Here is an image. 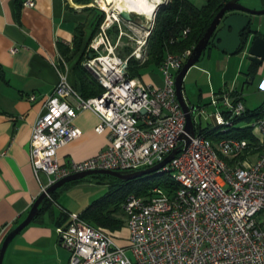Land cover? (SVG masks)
I'll return each mask as SVG.
<instances>
[{
	"label": "built area",
	"instance_id": "1",
	"mask_svg": "<svg viewBox=\"0 0 264 264\" xmlns=\"http://www.w3.org/2000/svg\"><path fill=\"white\" fill-rule=\"evenodd\" d=\"M33 1L23 3L32 6ZM115 21L120 34L113 41L108 29ZM119 24L118 15L105 14L87 46L94 55L84 65L103 86L97 96L82 97L61 61H54L59 77L30 133L34 175L37 179L40 171L48 175L43 191L77 171L148 168L178 147L174 158L158 170L171 171L179 185L172 193L154 185L144 194L128 195L122 203L130 235L126 247L116 243L110 231L69 211L66 224L56 227L59 241L71 251L67 264H264V106L251 124L257 142L235 136L212 141L196 131L201 116L226 126L247 108L232 88L215 91L211 111L202 104H187L196 131L191 136L185 131L186 113L175 90V75L191 48L167 51L159 66L163 84L146 85L139 77L128 76V61L130 56L145 61L147 45L140 44L145 47L141 52L119 55L116 49L124 34ZM11 50L16 52L17 47ZM81 109L95 111L100 122L95 130L107 131V143L86 159L61 163L58 149L81 134L73 123Z\"/></svg>",
	"mask_w": 264,
	"mask_h": 264
},
{
	"label": "crops",
	"instance_id": "2",
	"mask_svg": "<svg viewBox=\"0 0 264 264\" xmlns=\"http://www.w3.org/2000/svg\"><path fill=\"white\" fill-rule=\"evenodd\" d=\"M192 1L199 3L198 0ZM206 1L201 0L202 3ZM17 2L19 0H0V247L7 232L28 215L31 204L48 182L49 177L44 172H39L38 179L34 175L29 159V141L36 116L43 111L44 102L59 77L54 61L60 60V67L68 73L69 82L81 88L73 70L79 52L72 56L68 53L65 57L59 52L57 43L72 48L75 27L79 24L83 25V46L92 37V14L82 9L83 4L73 0H34V4L28 6L22 0L17 16ZM239 2L256 10L264 7V0ZM251 15L250 25L256 29V36L264 37V12ZM13 47H17L16 52L11 50ZM251 57L249 50L244 48L231 54L211 45L203 58L192 66L204 70L209 81L212 70L217 69L215 73L224 80L217 89L214 82L210 83L204 92L232 88L246 104V93L243 87L237 86L240 77L262 94L263 104L264 58L257 64ZM161 72L158 67L150 65L139 78L146 85L160 87L163 84ZM30 94L34 96L33 100L29 98ZM73 123L81 129V134L58 149L56 155L61 163L86 159L101 151L107 143V131L97 133L95 130L100 123L95 111L81 109ZM55 204L57 210L53 207ZM70 207L62 206L59 200L52 202L40 223L31 221L16 234L7 246L2 264H67L71 251L59 241L56 227L61 225L57 221L63 209L75 213L82 210H73V205Z\"/></svg>",
	"mask_w": 264,
	"mask_h": 264
},
{
	"label": "trees",
	"instance_id": "3",
	"mask_svg": "<svg viewBox=\"0 0 264 264\" xmlns=\"http://www.w3.org/2000/svg\"><path fill=\"white\" fill-rule=\"evenodd\" d=\"M79 5L83 4L82 9L91 13V27H92V37L96 35L99 29V25L105 19V10L100 9L98 6L89 5L92 0H73ZM228 0H207L202 4H195L192 0H166L158 7L155 14V23H153L149 34L146 37L145 43V57L146 60L142 61L140 58L133 56L129 57L128 61V76L140 77L143 72V68L148 66H156L159 68L160 63L164 60V56L167 51L170 53H182L186 48H193L197 44L199 38L205 33L214 15L225 5ZM22 4V0H19L16 4V9L18 15H20L19 8ZM118 22L115 21L114 24L108 29V33H115V38L119 36ZM83 25L79 24L75 27V33L72 43V48H69L63 43H57V48L59 52L65 57L68 55L79 52L77 62L73 65V70L77 73L81 88L78 89L82 94V97L97 96L102 91V85L97 82L94 74L89 71V69L84 65L85 59L88 56L94 55L91 53V49H88V43L92 37H90L83 46ZM187 28V32L184 29ZM124 36V35H122ZM121 36V37H122ZM211 45H215L210 41L209 45L206 46L205 50L201 53V57L198 61L203 58L204 53L210 48ZM240 50V48H239ZM131 52V47L126 46L123 49L122 55H127ZM197 61V62H198ZM184 63V62H183ZM183 65V64H182ZM181 65V66H182ZM62 66V64H61ZM2 68H0V76L2 74ZM73 85V84H72ZM75 85V84H74ZM263 104L250 109L245 108V111L234 117L231 124L222 126L215 124L211 120L207 119L205 123H200L196 127V131L199 134H203L209 140H216L219 138H226V136H235V138H245L251 144L256 141V135L254 134V129L249 123L259 117ZM240 120H245L247 124H239ZM171 171L158 170L153 172L156 179L149 183L148 180H144V175L139 178H132L124 181L118 177H112L110 174H92L91 176L98 177L99 181L102 180L103 176H108L110 178L108 182V189L105 191L103 196L95 199L88 205L80 210L79 216L83 218L88 224L98 226L99 228L106 229L108 231H115L120 229L124 225L122 209L123 201L127 200L130 193H135L136 195L144 194L148 189L154 185H160L161 189L167 193L174 192L179 183L175 182L171 176ZM77 181H68L64 183L63 186L53 190L49 195L43 198V202L39 205V214L35 216L32 221L40 223L42 215L45 214L47 210L50 209L52 202H58L59 192L68 188L70 185L77 184ZM70 210L63 209L61 218L57 221L58 224H66L68 221V214Z\"/></svg>",
	"mask_w": 264,
	"mask_h": 264
},
{
	"label": "water",
	"instance_id": "4",
	"mask_svg": "<svg viewBox=\"0 0 264 264\" xmlns=\"http://www.w3.org/2000/svg\"><path fill=\"white\" fill-rule=\"evenodd\" d=\"M163 2H158L157 10L160 4ZM264 12V7L259 10L253 9L239 2V0H228L225 2V5L221 7L219 11L214 15L213 20H211L207 31L203 33V35L197 41L196 46L192 48L189 57L185 59L183 65L180 67V70L175 75V90L177 94V99L180 105L184 108V112L186 113L187 123L185 125V131L190 133L191 136L196 134L194 127V120L192 119L191 113L188 112L189 106H187L188 102H186L184 98V94L182 93V85L183 79L186 75V72L190 69L192 65H195L198 59L201 57V53L205 50L206 46L209 45L210 41L215 44L220 50H226L228 53L234 54L239 48L249 50L251 53V59L257 64L261 63L264 58V37L256 36V29L252 28L250 25L252 15L251 14H259ZM155 13L151 19L152 22L147 25L148 32L155 23ZM137 13L136 11L131 12L128 9L120 10L117 15L118 17L128 20L130 22L134 21V18ZM147 19V17L144 16ZM148 21V20H147ZM143 26L145 24L141 23ZM146 109H143L141 112H145ZM186 138V144L189 143L190 139ZM178 147H176L173 151L169 152L162 161H158L153 164L151 167L139 168V170H109L107 168L101 169H89V171H77L76 173H69L63 178H59L52 182L46 190H43L39 193L38 197L31 204L30 209L28 210V215L22 218L16 225L14 229H10L4 237V241L0 247V264L3 263L4 254H6V249L8 244L13 241L16 234L23 228L27 227L28 223L32 221L35 216H38L39 205L43 202V198L51 193L53 190L64 185V183L68 181H77V179L88 177L92 174H110L112 177H118L127 181L132 178H139L144 174H152L153 172L158 171V169L162 168L168 161L174 158V155L177 153Z\"/></svg>",
	"mask_w": 264,
	"mask_h": 264
},
{
	"label": "rangeland",
	"instance_id": "5",
	"mask_svg": "<svg viewBox=\"0 0 264 264\" xmlns=\"http://www.w3.org/2000/svg\"><path fill=\"white\" fill-rule=\"evenodd\" d=\"M103 1V2H102ZM166 0H161V2H165ZM97 2L101 3L102 5L106 6L110 9H107L108 12L105 11V14L118 13L120 10H122L125 5H123L122 1L118 0H97L94 4L97 5ZM198 4L202 3L201 0H198ZM95 5V6H96ZM98 6V5H97ZM260 9V8H259ZM257 9V10H259ZM118 20L120 22V27L123 30V35L119 42L118 47L116 51L119 55H122L123 49L126 46L131 47V52L134 53L136 51L141 52L144 46L140 47L141 43H145L146 37L148 35V27L153 19L151 18H144L142 14H138L135 16L134 21L130 22L128 20H124L120 17H118ZM148 20V21H147ZM141 23L145 24L146 26H143ZM115 33H111V39L113 41H116L118 37L115 38ZM134 57V56H133ZM206 58V57H205ZM202 59V58H201ZM200 59V60H201ZM201 64V63H200ZM143 70H145L143 68ZM211 71V69H210ZM210 71H207L209 74ZM217 69L212 70V77L210 78V81L207 79V74L204 70L201 68H194L193 66L190 67L189 71L186 72V75L183 79L184 81V90H185V100L188 103H194L195 105H205L207 107V110L211 111L213 109L212 106L209 105L211 101V97L213 96L214 91L204 92L205 90L209 89V84L214 82V87H218L219 83L223 84L224 80L220 79V76H217V73H215ZM229 76V75H228ZM227 76V77H228ZM229 79V78H228ZM237 86L243 87V91L246 93V104L249 106V109L251 110L254 107L260 106L262 103V94L259 93L255 89L254 86L248 85L244 83L245 79L238 78ZM230 82V81H229ZM202 90V92H200ZM217 89V88H216ZM202 121L201 123H205L206 118L201 116ZM253 121V120H252ZM252 121L249 123V125L252 124ZM239 124H247L245 120H240ZM144 180H148L149 183H152L156 177L154 174H144ZM99 178L96 176L89 175L88 177H83L80 179H77L78 182L75 184V186H69L68 188H65L61 192H59L58 200L59 203H61L62 206H66L68 208H71L70 206L73 205V210L78 211L80 209H83L85 206L87 207L90 205L92 201L95 199L100 198L103 196L105 191L109 188L108 182L110 178L106 175L103 176L98 182ZM57 203V202H55ZM54 209L57 210V205H53ZM123 221L125 222V218L123 215ZM127 223L125 222L124 225L120 229H116L115 231H110V234L113 236V240L120 244V245H129V230L127 228ZM128 256H131V252L127 251Z\"/></svg>",
	"mask_w": 264,
	"mask_h": 264
},
{
	"label": "bare ground",
	"instance_id": "6",
	"mask_svg": "<svg viewBox=\"0 0 264 264\" xmlns=\"http://www.w3.org/2000/svg\"><path fill=\"white\" fill-rule=\"evenodd\" d=\"M123 2L124 7L123 9H128L131 12L136 11L137 13L142 14V16L152 18L154 11L157 10V4L161 0H118ZM106 9H110L104 6ZM113 13V12H112ZM114 17H117L116 13H113ZM156 14V13H155Z\"/></svg>",
	"mask_w": 264,
	"mask_h": 264
}]
</instances>
